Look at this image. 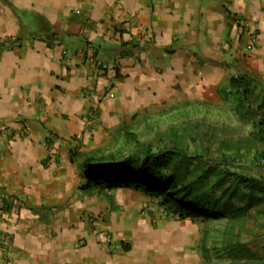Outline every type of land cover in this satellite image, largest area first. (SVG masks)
<instances>
[{"label":"crops","instance_id":"0c3cea01","mask_svg":"<svg viewBox=\"0 0 264 264\" xmlns=\"http://www.w3.org/2000/svg\"><path fill=\"white\" fill-rule=\"evenodd\" d=\"M237 74L264 78V0H0V264H200L195 219L82 163Z\"/></svg>","mask_w":264,"mask_h":264},{"label":"trees","instance_id":"16d2710c","mask_svg":"<svg viewBox=\"0 0 264 264\" xmlns=\"http://www.w3.org/2000/svg\"><path fill=\"white\" fill-rule=\"evenodd\" d=\"M216 92L221 101L230 103L236 120L251 129L247 133L248 141L235 144L237 162L246 158L261 162L264 157V92L258 91L245 74L230 76L226 85ZM123 136L132 138L130 131H125ZM130 140L135 142L134 137ZM249 142H257L262 148L251 155ZM209 153L206 146H201L197 153L186 157L183 148L172 143L157 151L146 147L141 153L121 156L118 152L105 161L86 157L82 163L80 188L140 192L154 198L161 210L177 220H238L264 201V181L230 170L222 150L218 149L217 160L208 159ZM175 161L180 164L172 169ZM192 162H196L198 173L190 169ZM186 174L191 176L187 179ZM259 194L262 196L258 197ZM204 242V238L200 239L201 255L205 250Z\"/></svg>","mask_w":264,"mask_h":264},{"label":"rangeland","instance_id":"374dc122","mask_svg":"<svg viewBox=\"0 0 264 264\" xmlns=\"http://www.w3.org/2000/svg\"><path fill=\"white\" fill-rule=\"evenodd\" d=\"M253 84L258 91L264 92V78L253 79ZM231 109L230 103L221 101L218 94L161 105L129 127L135 142L130 140L131 137H121L117 142L118 151L121 156L141 153L146 147L157 151L173 143L178 148L182 147L187 157L206 146L210 152L208 159H216L218 149L222 150L230 170L264 181V157L259 163L247 158L237 162V157H234L235 144L248 141L247 133L251 129L238 122ZM262 147L257 142H249L251 155ZM179 164L178 161L173 162L172 169ZM195 167L196 162H192L190 169L198 173ZM190 176L186 174L187 179ZM261 196L259 194L258 197ZM195 220L200 239L205 240L200 264H264V201L238 220Z\"/></svg>","mask_w":264,"mask_h":264},{"label":"built area","instance_id":"2783aa9c","mask_svg":"<svg viewBox=\"0 0 264 264\" xmlns=\"http://www.w3.org/2000/svg\"><path fill=\"white\" fill-rule=\"evenodd\" d=\"M105 242H106V244H107L108 246H112V244H113L112 237L109 236V235L107 234V237H106V239H105Z\"/></svg>","mask_w":264,"mask_h":264}]
</instances>
